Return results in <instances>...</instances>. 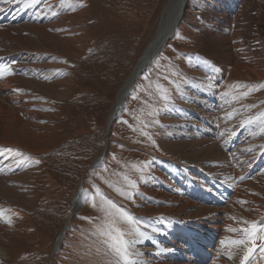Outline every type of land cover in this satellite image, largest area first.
Listing matches in <instances>:
<instances>
[{
	"label": "bare ground",
	"instance_id": "obj_1",
	"mask_svg": "<svg viewBox=\"0 0 264 264\" xmlns=\"http://www.w3.org/2000/svg\"><path fill=\"white\" fill-rule=\"evenodd\" d=\"M190 1L169 0L165 5L155 36L111 107L103 146L90 167L99 166L107 157L109 136L138 78L151 67L182 22L200 29L197 39L204 46L196 50L198 57L189 69L201 71L194 72L180 87L183 103L171 106L167 114L176 119L163 127L165 151L174 157H157L138 192L141 199L136 217L146 238L137 237L141 240L136 244L139 250L135 248L137 264H240L242 254L233 247L235 256L229 259L225 255L229 248L221 247L220 241L239 238V233L228 228L247 226L240 223L241 217L264 223V119L258 118L259 112L245 114L255 102H240L246 97L241 93H250L247 96L253 100L264 88V0H209L210 5L193 0L194 12L189 13ZM54 5L51 0H0V64L10 65L13 71L0 77V202L8 198L18 203L10 176L15 151L8 146L28 144L34 152L49 151L48 134H43L49 129L42 124L46 118L41 110L43 98L68 95L55 94L50 87L53 84L44 82L52 77L47 61L56 55L77 57L81 53L76 43L65 39L69 31L63 32V26L73 17L75 22L85 20L88 9L62 17L65 9ZM199 16H212L214 21L203 18L201 23ZM229 77L233 86L245 87L229 92ZM70 83V78L63 82ZM253 86L257 90H252ZM248 118L253 122L243 123ZM37 126L42 133L31 132ZM29 148L24 150L33 151ZM20 168L24 169L23 165ZM89 173L70 198L69 219L56 238L50 264H55V256L73 227L72 217L87 199L84 188ZM240 200L248 203H238ZM19 201L23 203V197ZM232 216L237 219H230ZM8 243L0 240V254H8ZM255 257L253 264H264L259 249Z\"/></svg>",
	"mask_w": 264,
	"mask_h": 264
},
{
	"label": "rangeland",
	"instance_id": "obj_2",
	"mask_svg": "<svg viewBox=\"0 0 264 264\" xmlns=\"http://www.w3.org/2000/svg\"><path fill=\"white\" fill-rule=\"evenodd\" d=\"M51 1L54 7L65 9L62 17L88 9L85 20L75 22L76 17L74 20L69 17L71 22L67 18L68 22L63 26V32L69 31L65 39L76 43L81 53L77 57L56 55L47 61L52 77L44 82L53 84L54 89L52 85L50 87L55 94L66 95L68 92L64 98H43L41 110L46 118L42 124L49 127L43 134H48L45 141L49 143V151L34 152V147L28 144L24 147H31L29 149L33 151L8 146L9 150L15 151V159L10 160L13 167L10 176L18 203L8 198L0 202L2 213H6L0 216V238L3 237L0 240L9 242L6 246L8 254H0V264H50L56 238L69 219L70 198L87 171H90L84 188L87 199L72 218L73 227L55 256V264H115L114 257L101 244V238L93 234L95 226L104 217L99 206L94 208L88 198L102 192L133 215L137 227H141L136 217L141 199L138 192L153 161L157 157L173 155L165 151L163 143V127L176 119L167 111L172 105L177 107L178 102L183 103L180 87L186 85L194 72L201 71L189 68L198 57L196 50L204 44L197 39L200 29L188 21L182 22L151 67L138 78L109 136L107 157L99 166L90 169L103 146L111 107L155 36L161 12L169 0ZM197 1L210 5L209 0ZM192 3L193 0L186 8L189 13L194 12ZM210 13L213 16L215 12ZM212 16H199L200 22L203 23V18L214 21ZM68 77L71 83L64 85ZM227 84L231 93L237 88L233 87L231 77ZM162 92L169 99H163ZM263 97L264 88L257 98L251 100L246 96L240 100L242 104L255 102L245 110L247 116L254 112L264 113ZM3 121L6 123L7 118ZM39 126L33 127L31 132L34 129V132L42 133ZM3 138L7 140L4 135ZM125 175L136 181L138 189L129 187L123 178ZM110 184L135 193L134 198L120 195ZM21 197L24 204L19 201ZM96 200L99 202V195ZM8 219L10 222L6 221ZM120 227L125 230L126 238H134L127 235L131 231L130 225L122 223ZM138 247L135 245L133 250H139Z\"/></svg>",
	"mask_w": 264,
	"mask_h": 264
},
{
	"label": "snow or ice",
	"instance_id": "obj_3",
	"mask_svg": "<svg viewBox=\"0 0 264 264\" xmlns=\"http://www.w3.org/2000/svg\"><path fill=\"white\" fill-rule=\"evenodd\" d=\"M5 3L9 2V0H4ZM37 2V0H33V3ZM63 2V0H62ZM13 74L12 68L8 64H0V77ZM147 79V77H145ZM160 87V86H158ZM235 87H245L244 85H234ZM264 87V85H261ZM252 90H257L255 86H253ZM17 91H20L17 89ZM229 93H225L224 95H228ZM250 93L243 92L242 96H247ZM163 99L167 100L169 97L161 93ZM236 99V97H233ZM258 118H264V113H261ZM252 118L246 119L243 123L248 124L252 123ZM147 135V133H145ZM249 151L251 149H248ZM39 163V161H37ZM133 167H136L135 165ZM141 170L142 169H138ZM124 180L128 183L130 188L138 189V185L136 181L131 180L128 176L123 177ZM240 179H244L241 177ZM110 186L115 187V190L122 196H127L128 198H134L135 193L131 191H125L120 187H116L115 185L110 184ZM96 195H99V202L96 200ZM88 199L91 200L92 206L94 208H100V211L103 213V220L100 224L95 226L94 235L101 238V244L105 246L107 252L111 254L115 259V264H137L135 257L139 255V253L135 252L134 246L137 243H140L141 240L138 238H146V233L141 231L139 227H137L136 218L131 215L127 210L123 209L119 205H117L113 200L106 197L102 192H97L93 194ZM238 203L245 204L247 201L240 200ZM3 213L0 212V215ZM86 220H91V217H84ZM230 219L236 220L237 218L232 216ZM10 222V221H9ZM122 223H126L131 226V231L127 233V235L133 236L134 238L128 239L126 238V232L124 229L120 227ZM240 223L243 225H247L240 228L229 227L228 231L232 233H239V238H230L226 237L225 239L220 241L221 247H228L229 251L225 253V255L229 259H233L235 253L231 250L233 247L241 253L240 256V264H253L255 261V253L257 249L260 250L262 256H264V243L258 244L257 241H264V223L258 222L255 220L249 221L240 218ZM154 232L160 231L158 228L152 229ZM138 237V238H137Z\"/></svg>",
	"mask_w": 264,
	"mask_h": 264
},
{
	"label": "crops",
	"instance_id": "obj_4",
	"mask_svg": "<svg viewBox=\"0 0 264 264\" xmlns=\"http://www.w3.org/2000/svg\"><path fill=\"white\" fill-rule=\"evenodd\" d=\"M79 261V260H78ZM80 262V261H79ZM77 264H79V263H77ZM105 264V263H104Z\"/></svg>",
	"mask_w": 264,
	"mask_h": 264
}]
</instances>
